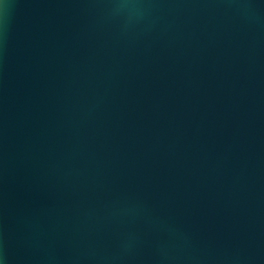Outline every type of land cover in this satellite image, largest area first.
Masks as SVG:
<instances>
[{"label": "water", "instance_id": "obj_1", "mask_svg": "<svg viewBox=\"0 0 264 264\" xmlns=\"http://www.w3.org/2000/svg\"><path fill=\"white\" fill-rule=\"evenodd\" d=\"M4 264H264V0H3Z\"/></svg>", "mask_w": 264, "mask_h": 264}, {"label": "clouds", "instance_id": "obj_2", "mask_svg": "<svg viewBox=\"0 0 264 264\" xmlns=\"http://www.w3.org/2000/svg\"><path fill=\"white\" fill-rule=\"evenodd\" d=\"M0 3H3V0H0ZM0 264H4L3 259H0Z\"/></svg>", "mask_w": 264, "mask_h": 264}]
</instances>
